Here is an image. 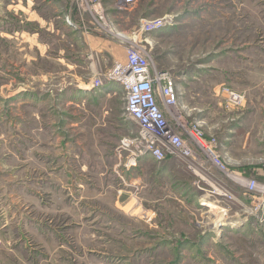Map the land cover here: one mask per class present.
<instances>
[{
    "label": "rangeland",
    "instance_id": "obj_1",
    "mask_svg": "<svg viewBox=\"0 0 264 264\" xmlns=\"http://www.w3.org/2000/svg\"><path fill=\"white\" fill-rule=\"evenodd\" d=\"M14 1L0 0V264H264V0L62 1L112 56L58 42ZM154 19L165 26L142 31ZM135 45L171 74L179 124L213 139L222 166L195 147L201 165L134 160L121 87L86 86Z\"/></svg>",
    "mask_w": 264,
    "mask_h": 264
},
{
    "label": "built area",
    "instance_id": "obj_2",
    "mask_svg": "<svg viewBox=\"0 0 264 264\" xmlns=\"http://www.w3.org/2000/svg\"><path fill=\"white\" fill-rule=\"evenodd\" d=\"M136 2L137 0H118L116 8L127 9ZM165 24L164 19L145 21L142 31L154 32ZM102 78L117 83L124 93L126 118L136 128V137L132 142L140 147L133 153L134 160H137L138 156H147L158 163L173 159L189 166L197 159V163L201 165L203 159L201 156L196 157L192 149L195 147L201 152L200 155L209 158L215 167L222 166L217 163L218 158L213 153V139L204 144L200 140L197 127L189 126V129L179 124L180 115H175L178 94L174 79L169 72L158 71L153 67L152 59L144 46L135 45L127 49L126 61L117 63L113 71L103 76L96 74L86 86V90L100 88L99 86L103 85ZM222 90L227 94L230 105L236 107L242 104L243 97L240 94ZM131 161L128 165H131ZM249 186L255 189L254 185Z\"/></svg>",
    "mask_w": 264,
    "mask_h": 264
},
{
    "label": "crops",
    "instance_id": "obj_3",
    "mask_svg": "<svg viewBox=\"0 0 264 264\" xmlns=\"http://www.w3.org/2000/svg\"><path fill=\"white\" fill-rule=\"evenodd\" d=\"M23 0H15L13 9L14 12L16 13L17 11H21L24 12L26 10V13L29 14V22L33 23V27H35V29L38 27L39 29H44L48 35H50L51 37H56L58 38V42L70 45V47L74 48V46L76 47H80V52H85L86 55H88L90 52H96V53H100V54H110L108 53V50L106 49L107 45L106 43H111L109 39H107V37H103L104 35H98L95 36L96 34L94 33V30L91 29L90 27H87L85 25V22L83 20L80 19V21L76 20L75 18H71L68 9H64L62 10L60 8V3L64 0H26V4L23 6L21 4ZM16 3V5H15ZM58 4V6H57ZM47 7H53V9L58 12L57 19L58 22H56V20H53L52 18H47L41 15V13H45L44 8ZM41 10V13H40ZM66 13V14H65ZM64 15V21L61 20V17ZM70 19V21L68 20ZM55 22V24H54ZM65 30L66 32H69V34H61L60 31ZM36 31V30H35ZM91 31V32H90ZM38 34L34 33V36L31 38H34L33 42L35 44H37L36 39ZM71 37L74 39V37H77L76 39H74L75 41H73L72 43H70L69 37ZM68 36V40H65V37ZM30 38V40H31ZM108 40V41H107ZM101 42H104L101 43ZM39 44L41 45L40 50L46 53L50 51V44L47 41L46 42H42L40 41ZM97 44H101L104 45L103 48H95V45ZM35 46V45H34ZM37 48V46H35ZM82 47L83 50H82ZM85 47L89 48V49H85ZM79 52V53H80ZM117 52V51H116ZM83 54V53H81ZM59 57H63V53L61 51H59L58 53ZM40 57H42V53L39 54ZM110 56H112L110 54ZM48 57V55L46 56V58ZM93 64H90V67L92 68V70L94 69V67H92ZM97 70L94 69V72H96ZM83 90V89H82ZM107 90H109V92L107 93L108 95L113 94L116 90L113 86L107 88ZM122 90V89H121ZM131 124V123H130ZM145 160V159H143ZM173 160V159H171ZM174 161V160H173Z\"/></svg>",
    "mask_w": 264,
    "mask_h": 264
},
{
    "label": "bare ground",
    "instance_id": "obj_4",
    "mask_svg": "<svg viewBox=\"0 0 264 264\" xmlns=\"http://www.w3.org/2000/svg\"><path fill=\"white\" fill-rule=\"evenodd\" d=\"M201 177H202V181L203 182H205V184H207L210 188H211V190H215V192H216V194H217V196H219L220 198H227V197H229L231 194H229L227 191H223L222 189H220L218 186H216L214 183H211V181H208V180H206V178H204V176L203 175H201V174H199ZM213 181V180H212ZM244 187V186H243ZM247 188H249V189H251L253 192H254V194H256V190L254 189V187H250L249 185H247L246 186V189ZM257 189V188H256ZM261 190H262V188H260ZM258 191V190H257ZM208 193H210V195H211V192H208ZM259 193V192H258ZM253 194V195H254ZM262 197H264V192H262L261 194H260ZM232 198H235V197H232ZM259 201V200H258ZM222 203V202H221ZM237 203V202H236ZM262 204V203H261ZM212 206V205H211ZM258 208V207H257ZM261 208V207H260ZM256 210V209H255ZM223 211V210H222ZM222 211H221V213H222ZM256 212V211H255ZM222 216V215H221ZM255 216V215H254ZM217 219V218H216ZM220 222V221H219Z\"/></svg>",
    "mask_w": 264,
    "mask_h": 264
}]
</instances>
